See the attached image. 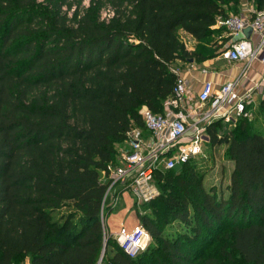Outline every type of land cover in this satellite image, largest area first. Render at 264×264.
<instances>
[{"label":"trees","instance_id":"obj_1","mask_svg":"<svg viewBox=\"0 0 264 264\" xmlns=\"http://www.w3.org/2000/svg\"><path fill=\"white\" fill-rule=\"evenodd\" d=\"M84 2L0 0V264H264V94L229 131L206 126L233 162L225 195L195 158L157 169L137 215L153 243L134 257L100 219L127 131L143 129V108L163 112L176 61L220 56L231 37L217 19L240 0Z\"/></svg>","mask_w":264,"mask_h":264},{"label":"built area","instance_id":"obj_2","mask_svg":"<svg viewBox=\"0 0 264 264\" xmlns=\"http://www.w3.org/2000/svg\"><path fill=\"white\" fill-rule=\"evenodd\" d=\"M216 27H223L231 37L220 57L244 63L240 75L218 89L205 81L195 98L189 96L186 81L177 76L173 97L164 102L162 113L142 109L143 129L133 126L127 131L122 148L118 146V163L108 165L102 172L106 189L100 204V219L104 230H107L105 210L113 209L125 191L133 199L136 214L144 213L141 206L158 194L155 171L172 169L199 155L207 125L219 119L227 125L240 117L250 118L246 107L251 102L252 90L259 85L255 83L243 92L238 88L251 62L264 64V8L250 10L244 16L218 17ZM246 28L251 29L248 38L243 36ZM113 238L130 257L142 251L150 240L139 221L130 231L122 225Z\"/></svg>","mask_w":264,"mask_h":264},{"label":"rangeland","instance_id":"obj_3","mask_svg":"<svg viewBox=\"0 0 264 264\" xmlns=\"http://www.w3.org/2000/svg\"><path fill=\"white\" fill-rule=\"evenodd\" d=\"M242 1L243 3H246L248 0H240L239 4H241ZM84 5H87V0H85ZM247 8H249V6H247ZM103 13L105 17L108 16L107 11H104ZM236 14H239L238 7ZM179 37L189 51H192L194 49L196 42L192 37H190L182 30L179 31ZM229 43V41H225L221 44V46H228ZM178 66H180L182 69H186L190 67V63L187 61L179 60L172 65V68L176 69V71L178 72ZM233 125V123H228L227 125H225V123L223 122V128H221V132L229 131L231 128H233ZM122 146L123 144L119 145L120 148H122ZM224 152V145L210 148L208 143L204 142L203 150L199 155L194 157V160L197 162V164L200 166V169L204 173V183L206 187H214L215 189H220L225 195V187L229 180V174L232 170L233 162L224 156ZM67 211L68 210L65 208L62 209L61 212L66 213ZM105 211L107 229L110 232H118L122 224L125 225V228L130 229L134 225V223L138 221V217L133 205V199L127 191L122 193L118 204L113 209H106ZM61 212H57L56 216H58ZM150 242H152V240ZM215 249L216 248L212 245L211 247L205 248L202 251L206 254L207 251H213ZM16 264H29V258L22 257L19 261H17Z\"/></svg>","mask_w":264,"mask_h":264},{"label":"crops","instance_id":"obj_4","mask_svg":"<svg viewBox=\"0 0 264 264\" xmlns=\"http://www.w3.org/2000/svg\"><path fill=\"white\" fill-rule=\"evenodd\" d=\"M247 6H249V8H247ZM253 9L254 7L251 0H248L246 3H243L242 1L241 4L238 5V13L243 16L247 15V13H249L250 10L252 11ZM229 12V14H231V11ZM243 36H245L244 33ZM238 37H241V35H239ZM189 63L190 67L186 69H182L180 66H178V72L176 71V69L173 70L178 76H181L186 81L188 94L190 97L194 98L200 91L201 86L205 81L212 82L214 89H218L224 83L237 78L244 66V63L242 62L227 61L225 59H222L220 56L208 59L201 64H197L195 62ZM255 83H257L259 86L254 88L251 92L252 99L249 103V106L252 108H255L259 104L264 92V64L260 63L259 61L251 62L246 76L240 83L241 85L238 88V91L243 92L245 90H249ZM137 224L138 221L135 222L130 229H126L130 231ZM122 225L125 227L124 224ZM106 231L112 237L117 233L110 232L108 229Z\"/></svg>","mask_w":264,"mask_h":264},{"label":"water","instance_id":"obj_5","mask_svg":"<svg viewBox=\"0 0 264 264\" xmlns=\"http://www.w3.org/2000/svg\"><path fill=\"white\" fill-rule=\"evenodd\" d=\"M243 33H244L245 37L248 38V37L250 36L251 29H250V28H246V29L243 30ZM189 62H193V59H192V58L189 59ZM101 258H102V255H101L100 259H101ZM100 259H99V260H100Z\"/></svg>","mask_w":264,"mask_h":264}]
</instances>
